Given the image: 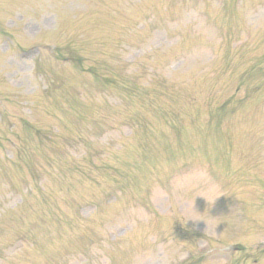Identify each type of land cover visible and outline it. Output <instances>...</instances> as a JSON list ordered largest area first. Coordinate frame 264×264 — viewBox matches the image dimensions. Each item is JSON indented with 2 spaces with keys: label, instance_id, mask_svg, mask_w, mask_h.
Listing matches in <instances>:
<instances>
[{
  "label": "rangeland",
  "instance_id": "374dc122",
  "mask_svg": "<svg viewBox=\"0 0 264 264\" xmlns=\"http://www.w3.org/2000/svg\"><path fill=\"white\" fill-rule=\"evenodd\" d=\"M161 1L165 0H0V23L3 22L2 26L17 38L11 43L5 40L7 36L0 34V121L3 123L0 148L3 146L12 154L7 142L14 135L15 120L22 116L29 118L30 112L33 124L39 127L49 128L57 123L69 127L68 133L61 137L64 145L53 151L55 158L49 161L55 169L48 162L40 163V167L29 175L26 159L23 161L18 157L17 147L13 159H9L5 150L3 156L0 149V264H45L44 258L66 250L68 253L61 254L65 264H74L75 260L81 262L78 264H135L137 259H142L143 264H181L182 256L194 257L191 264H264V241L258 244L264 234V200L261 198L264 197V68L257 67L264 66V12L257 20V27L245 36L246 43L234 49L235 31L249 26V21L235 4L236 0H220L218 4L213 0H171L166 6H174L169 11L173 12L172 18H165L166 13L161 12ZM240 2L244 10L255 6L253 0ZM153 15L158 31L152 38L145 32L147 28L137 31L141 29L137 24L133 28L135 20L140 25L146 22L144 18ZM168 29H172L171 34L183 39L186 45L203 43V40V44L210 42L215 49L211 55L213 60L208 63L199 57L202 68L192 66V62L181 71L179 68L160 72L158 67L179 50L168 45L174 42V39L169 42ZM215 31L222 35L225 43L217 42ZM151 41L159 45L156 59L130 57V53L140 51L136 46L145 47ZM54 44L63 55H52ZM245 53L249 55L242 56ZM122 64H128L124 65L126 70L138 68L141 73L145 67L154 66L157 77H152V81L159 80L161 85H147L142 76L138 80L142 96L132 98L131 103L148 101L166 106L164 109L177 107L169 102L178 105L177 100L182 96L207 93L205 81L209 77L205 66H214L215 75L220 77L222 65L229 64L216 87L234 88L238 84L239 90H234L231 96L234 95L233 100L237 99L239 105L235 115H229L227 123L224 120L219 123L224 132L222 136L226 134L227 124L236 118V121L243 120V128L255 133L257 139L250 135L246 144L244 135L239 134L247 132L241 127L236 130L235 125L228 140L219 136L214 142L220 143L217 148L205 139L206 136L210 140L209 135L213 133L208 125L200 127L199 134L190 139V132L197 128L187 119L188 108L185 106H179L184 108L181 115L184 118L173 121L181 130L180 140L173 136L170 126L155 120L153 112L143 106L130 109L127 104V110L105 105L97 107L101 86L95 84L98 78L93 74L99 71L108 76L123 73ZM179 72L180 84L175 81ZM244 73H247L245 80L242 78ZM55 81L61 88L51 93ZM7 88L26 99L20 98L18 102L7 96L2 99L6 98ZM164 91L170 94L162 95ZM220 97L224 98V94ZM61 104L66 107L62 108ZM68 107L83 116L80 120L84 122L69 125L72 123L67 119L72 116L67 115ZM179 107L175 112L181 114ZM24 108H28V113ZM191 111L197 113L202 122H209L200 106L195 109L192 106ZM6 115L11 118L7 126L4 125ZM98 117L107 126H112L104 137L102 132L94 130L99 124L93 127L88 124ZM132 118L134 133L130 136L131 126L127 121L131 122ZM15 134L13 137L20 145L31 139V133L26 135L25 130ZM88 134L90 139H86ZM32 142L38 145L37 141ZM81 143L90 154L78 148ZM201 143L209 149L201 147ZM39 147L33 148L31 154L38 153ZM247 147L250 158L255 160L248 165L239 158ZM47 152L44 150L42 155ZM19 154L23 156L24 152ZM191 154L200 157V162L187 163ZM180 165L183 171H179ZM106 166L112 169H105ZM32 175H35L34 179L29 180ZM221 188L220 193L218 189ZM24 189L27 194H23ZM248 190L257 194L249 195L245 192ZM108 192L114 193L117 201L104 204ZM21 196L20 204L14 205ZM143 199L159 200L161 203L157 206L160 209L170 202L164 213L157 207H148L152 215L161 216L163 220L143 221L147 217L140 218L141 222L135 228L127 232L123 229L124 236H119L114 224L138 222V215L134 213L137 207L124 204V201L137 200L142 204ZM87 203H97L98 208L91 218L82 219L73 207ZM181 203L186 208H182ZM53 205L60 218L55 228L60 236L55 239L43 235L41 227L43 218L52 216L49 212ZM10 206H13L11 210ZM84 212L86 218L90 217V213ZM212 217L218 219L221 228L213 225ZM108 223L112 224L107 226ZM172 237L179 240L176 242ZM197 238H200L197 248L212 245L213 249L208 254L198 251L194 243ZM84 239L90 243L87 256ZM12 241L22 245L24 251L19 253V248L13 249ZM226 243L232 245L224 247ZM182 245L184 250H181ZM230 248L234 251L228 250ZM216 252L226 255V260L215 259ZM67 254L71 257L66 259Z\"/></svg>",
  "mask_w": 264,
  "mask_h": 264
}]
</instances>
